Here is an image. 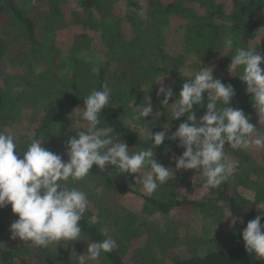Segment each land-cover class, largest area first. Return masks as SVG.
Returning a JSON list of instances; mask_svg holds the SVG:
<instances>
[{
    "label": "trees",
    "instance_id": "obj_1",
    "mask_svg": "<svg viewBox=\"0 0 264 264\" xmlns=\"http://www.w3.org/2000/svg\"><path fill=\"white\" fill-rule=\"evenodd\" d=\"M262 33L264 0H0V208L18 210L24 238L0 211V264H128L123 240L186 205L218 224L226 208L232 225L218 249L179 258L161 244L154 264H264ZM25 109L30 145L1 132ZM64 159L65 175L44 176ZM132 160L162 173L153 196L119 174ZM129 193L138 212L117 203Z\"/></svg>",
    "mask_w": 264,
    "mask_h": 264
},
{
    "label": "rangeland",
    "instance_id": "obj_2",
    "mask_svg": "<svg viewBox=\"0 0 264 264\" xmlns=\"http://www.w3.org/2000/svg\"><path fill=\"white\" fill-rule=\"evenodd\" d=\"M68 30L67 33L63 35V40L65 43H69L71 40L69 38ZM264 34V33H262ZM161 79H159L160 81ZM168 82L163 83H156V86L158 85V89H161V87H165ZM158 93V92H157ZM157 93L155 92V98L157 100ZM153 97V98H154ZM154 98V100H155ZM133 105H131L132 107ZM176 108H179L178 112L180 111V106L175 105ZM136 110V107H134ZM30 113L29 109H25L23 111V114L21 115V119L18 120L19 123L12 122L9 125H7V128L5 130H2L1 132H10L13 133L14 136L19 138L20 140L22 137L27 136L28 139L23 142V144H29L31 143L32 136H28L30 132H27V134L24 132L26 129H28L29 121L27 119L28 114ZM9 128H11L9 130ZM8 129V130H7ZM195 138V142L199 141V137L196 135L193 137ZM253 139V138H252ZM76 141L78 143L84 142L83 137L77 138ZM23 144H19L22 146ZM23 147V146H22ZM22 162L20 164L19 172H21L23 168L25 169L24 165L26 164V159L24 157H21ZM28 161V160H27ZM113 161V160H112ZM80 165V163H75L73 165L74 168H77ZM35 167L36 174L40 175L43 171V168L40 164L34 165L33 163L30 165ZM188 166L191 168L190 171L195 172V166L192 164H188ZM130 171L125 172L124 170L119 171L120 175H123L126 179H136L137 186H132L131 188L136 192L140 190L143 196L151 197L152 190L154 187L159 186L161 182H159L160 177L162 176V173L155 174L154 171H146L141 168L140 165L136 164L134 160L129 162ZM5 166L0 165V172H3L5 170ZM30 168V167H29ZM189 168V169H190ZM56 170V173L58 175H65L66 174V160L58 161L54 164L53 168L46 169L44 168V176L49 178L53 177L52 171ZM40 173V174H39ZM34 175V174H33ZM35 176V175H34ZM36 177V176H35ZM163 177V176H162ZM197 177V176H196ZM198 178V177H197ZM196 178V181L198 179ZM15 177L11 180V182H8V184H12ZM54 179V177H53ZM55 180V179H54ZM65 183V181H63ZM94 185V184H93ZM94 190L96 193H100L101 189H98L97 184L94 187ZM197 191V190H196ZM241 191H243L241 189ZM209 193L207 190H201L197 193L195 192L193 195H191L192 199H197L199 201H205L208 197ZM118 200L117 203L122 207L123 212H131L135 213L138 212L144 205V198L140 197L136 194H125L123 196H118L116 199ZM83 203L82 200L79 201V203ZM9 206V201H7L1 208V212H5L6 207ZM220 207H223L222 205ZM92 213L95 215V218L98 215V209L95 207H90ZM18 210L14 211L13 209L7 210L5 213V221L7 224L6 228L10 227V229L17 230V227L21 226V223L19 221V214L17 212ZM64 209L62 206H50V214H47L46 219L48 222H60L61 219H64ZM226 214V215H225ZM225 216H222L223 218L220 220L221 224H218V220L214 216H208L204 217V215H201L200 212L195 211V209L191 208L190 206H184L180 209L174 210L171 212V216L169 220L167 221H161V217L157 215L154 220L156 222L151 223L152 226H150V230L153 231V234L150 233L149 230L142 233V236L134 237L131 241L126 242L123 240V245L126 247V258L128 264H154L157 262H161L163 258L161 256H156L154 258V255L160 252L162 247H159L161 244L166 248L167 246L173 247L174 255L179 256V258H189L191 256H195L197 254H203L210 250L211 248H217L219 247V244L216 240V238L212 239L214 236H216V233L223 231L224 228H229L230 224L232 225V222L230 221V215L226 212L225 208ZM114 216V219L111 220V218ZM109 219L110 225L108 226L109 231H113L115 228V221L117 216L114 214ZM176 232V236L173 232ZM18 232V231H16ZM14 232V233H16ZM19 234V232H18ZM119 234H121V231H119ZM151 234V235H150ZM174 240H172V238ZM23 237H21V234L19 236H16L14 234V237H12L11 241H13L14 245L20 246L24 242ZM74 242H78L75 240ZM59 239H54L53 243L57 244L59 243ZM27 245V244H26ZM58 245V244H57ZM47 247V245H46ZM172 256V258L174 257ZM149 258H152L149 260ZM27 264H42L38 263L36 258H29L27 259ZM87 264H95V261L92 259H88Z\"/></svg>",
    "mask_w": 264,
    "mask_h": 264
}]
</instances>
